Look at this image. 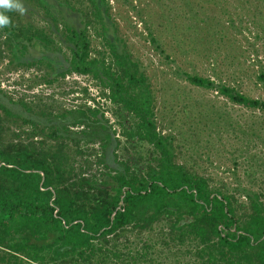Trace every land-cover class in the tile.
Listing matches in <instances>:
<instances>
[{"label":"rangeland","instance_id":"374dc122","mask_svg":"<svg viewBox=\"0 0 264 264\" xmlns=\"http://www.w3.org/2000/svg\"><path fill=\"white\" fill-rule=\"evenodd\" d=\"M12 3L18 7L0 6L9 18L0 26V138L48 153L60 175L55 186L92 196L115 171L142 169L157 158L134 116L109 98L106 75L68 72L70 26L85 29L90 57L105 66L120 70L115 61L129 59L140 64L157 130L172 138L173 161L233 196L241 214L245 191L264 194V110L177 73H196L264 100V0ZM35 28L43 38L34 37ZM101 114L103 127L96 120ZM133 232L128 226L107 239L124 250ZM2 254L0 248V264H46Z\"/></svg>","mask_w":264,"mask_h":264},{"label":"trees","instance_id":"16d2710c","mask_svg":"<svg viewBox=\"0 0 264 264\" xmlns=\"http://www.w3.org/2000/svg\"><path fill=\"white\" fill-rule=\"evenodd\" d=\"M34 30V37L43 38ZM65 31L73 43L68 72L106 75L109 98L134 116L139 136L157 158L142 169L115 171L94 195L83 196L55 186L60 175L48 153L0 138L1 256L46 264H264L263 192L245 191L241 214L233 196L173 161L172 138L157 130L140 64L129 59L115 61L120 70L105 66L90 57L85 29ZM177 73L194 86L216 88L237 104L264 110V100L232 86ZM102 119L96 117L103 127ZM128 226L134 232L124 238L125 252L107 238Z\"/></svg>","mask_w":264,"mask_h":264},{"label":"clouds","instance_id":"9594fccd","mask_svg":"<svg viewBox=\"0 0 264 264\" xmlns=\"http://www.w3.org/2000/svg\"><path fill=\"white\" fill-rule=\"evenodd\" d=\"M0 6L3 8H10V7H18L17 5H14L12 3V0H0ZM9 24V18L8 16L4 15L3 13H0V26L8 25Z\"/></svg>","mask_w":264,"mask_h":264}]
</instances>
